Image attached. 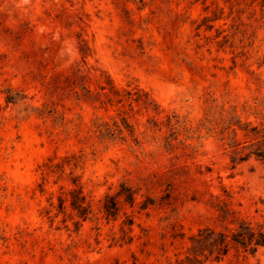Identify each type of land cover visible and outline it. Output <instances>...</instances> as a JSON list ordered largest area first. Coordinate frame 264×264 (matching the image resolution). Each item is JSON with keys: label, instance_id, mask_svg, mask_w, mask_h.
<instances>
[{"label": "rangeland", "instance_id": "obj_1", "mask_svg": "<svg viewBox=\"0 0 264 264\" xmlns=\"http://www.w3.org/2000/svg\"><path fill=\"white\" fill-rule=\"evenodd\" d=\"M77 65L92 74L105 71L119 87L138 84L161 106L162 120L175 114L195 129L215 99L261 123L264 1L0 0V264H178L190 237L213 225L206 201L221 187L242 216L264 222V170L255 162L232 170L216 136L203 130L186 141L190 158L180 156L181 148L169 153L165 127L147 130L152 114L143 111L130 118L139 144L127 133L123 141L94 134L95 116L112 123L115 108L77 103L52 80ZM6 88L27 98L7 105ZM244 103L252 108L248 113H242ZM72 154L93 209L85 221L56 216L50 206L60 188L72 187L68 168L40 188L41 166ZM172 162L187 164L190 178L176 183L170 205L149 209V216L126 207L118 220L104 219L106 193L122 181L145 193L144 182ZM163 190L155 186L150 195L160 198ZM124 213L135 219L129 243L118 241ZM205 264H264V248L254 256L232 250L219 263Z\"/></svg>", "mask_w": 264, "mask_h": 264}, {"label": "trees", "instance_id": "obj_2", "mask_svg": "<svg viewBox=\"0 0 264 264\" xmlns=\"http://www.w3.org/2000/svg\"><path fill=\"white\" fill-rule=\"evenodd\" d=\"M80 53L84 62L87 53L82 48ZM94 71L92 74L88 68L77 65L70 68L67 73L56 75L52 80L56 83L55 89L61 90L77 103H87L104 111L115 108L116 115L111 118L112 123L95 116L91 131L97 136L123 141L124 134L127 133L135 144H139L130 118L143 111L148 115L152 114L147 118V130L161 132L165 127L167 135L164 137L163 147L169 153L181 148L183 152L180 156L190 158V145L186 144V141L193 139L195 135L200 138L204 130L206 134L216 136L221 142L232 170L249 162H255L264 170V120L258 124L246 120L237 111V105L225 108L224 105L216 104L213 99L210 100L203 120L193 129L187 127L175 114L165 115L164 120L159 119L163 109L152 95L138 84L129 83L126 87H119L105 71L100 69ZM4 93L7 105L17 104L27 98L21 91H13L11 88H6ZM251 109L246 103L242 105V113H248ZM54 112L55 109L48 111L50 115ZM254 115L257 117L262 113L256 110ZM180 135L184 138L179 139ZM180 156L175 154L173 159ZM55 159L56 157L49 158L41 166L43 181L40 185L41 191L48 178L59 179L67 168L70 170L67 176L72 184L68 190L60 188L62 191L57 196V204L50 202L51 208L56 211V216L68 215L72 219L78 218L81 221L92 218L91 201L84 193L79 175L75 174L80 163L79 158L72 154L65 155L59 161ZM189 169L187 164L172 162L165 173L154 176V181L144 182L145 193H141L140 186H132L127 181L120 182L118 188L112 193H106L102 200L101 210L104 219L107 222L118 220L126 207L131 208L132 211L136 207L137 213L149 216V209L170 205L174 186L190 178ZM198 173L203 174L200 170ZM155 186L164 187L160 198L150 195V191ZM138 197L142 199L139 202ZM193 199L196 197L194 196ZM206 205L214 212L213 225L199 228L190 237L185 256L176 261L178 264H205L209 260L219 263L232 250L254 256L264 248V222H252L242 216L233 207L232 196L224 187H221V194L210 193ZM124 217L118 241L129 243L133 240L129 232L135 224L134 214L124 213ZM79 220L74 222L75 225H79ZM114 240L117 242V239L113 238Z\"/></svg>", "mask_w": 264, "mask_h": 264}]
</instances>
